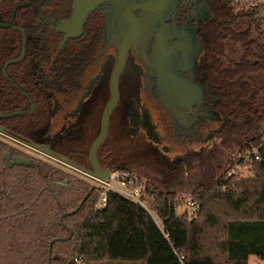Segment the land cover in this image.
<instances>
[{
  "label": "flooded vegetation",
  "instance_id": "1",
  "mask_svg": "<svg viewBox=\"0 0 264 264\" xmlns=\"http://www.w3.org/2000/svg\"><path fill=\"white\" fill-rule=\"evenodd\" d=\"M149 4L146 30L130 29ZM232 7L225 0H0V140L90 170L145 167L144 182L167 192L192 171L232 167L264 132L260 95L238 109L220 81L223 71L258 60L264 46L251 15ZM180 38L190 50L176 75L184 92L164 95L156 50L168 56ZM115 58L120 74L112 72ZM259 74L248 71L246 81L264 87Z\"/></svg>",
  "mask_w": 264,
  "mask_h": 264
},
{
  "label": "trees",
  "instance_id": "2",
  "mask_svg": "<svg viewBox=\"0 0 264 264\" xmlns=\"http://www.w3.org/2000/svg\"><path fill=\"white\" fill-rule=\"evenodd\" d=\"M257 49L258 60L223 71L220 81L238 109L260 95L264 119V87L246 81L248 71L264 72V46ZM235 76L238 82L231 80ZM263 136L241 148L251 152L249 177L226 173L198 184L189 196L201 203L196 218L178 216L174 193L144 182L162 229L140 204L113 192L96 209L98 186L0 140V264H248L250 255L264 260V148L251 151ZM210 208L226 214L223 230H208L217 225Z\"/></svg>",
  "mask_w": 264,
  "mask_h": 264
},
{
  "label": "built area",
  "instance_id": "3",
  "mask_svg": "<svg viewBox=\"0 0 264 264\" xmlns=\"http://www.w3.org/2000/svg\"><path fill=\"white\" fill-rule=\"evenodd\" d=\"M228 2L235 8L250 14L256 22L260 33L264 36V0H228ZM260 146H263L264 148V136L260 145H258L256 148H253L251 151L258 152ZM250 154V151L244 152V154L239 157L240 159L237 161L236 166L232 167L227 174L234 175L237 169H240L243 166L246 168V163L250 157ZM256 158H258V155ZM90 178L93 179L96 183V186L101 189L100 196L94 204L96 209L104 207L107 193L113 192L125 197L128 200L140 204L147 210L155 223L161 229L163 228L161 217L148 203L150 195L146 192V185L144 181L135 174L126 170H112L105 181L94 177ZM182 203H184V209L181 212L176 211L178 216H185L188 219L196 218L198 216L201 209V203L199 201L189 197ZM215 227L216 226H212V228Z\"/></svg>",
  "mask_w": 264,
  "mask_h": 264
},
{
  "label": "water",
  "instance_id": "4",
  "mask_svg": "<svg viewBox=\"0 0 264 264\" xmlns=\"http://www.w3.org/2000/svg\"><path fill=\"white\" fill-rule=\"evenodd\" d=\"M77 3H78V0H77ZM152 9H153V7L149 4L147 10L142 12L143 16L141 17V20H140L141 21L140 26L135 27V28L130 27V29L143 30V31L146 30V27L144 25H145V23H147L150 20L151 13L153 12ZM188 50H189L188 43L185 40L182 41L181 38L173 46V48H171V49L168 48V51H167L168 56L166 55L164 50H160V49L156 50V57H155L154 61H155V65H156V68H157L158 73H159L158 76L161 79V83L167 84L166 86H162L163 87L162 93L164 95H170V96L174 95V96L180 97V95L183 94L184 90H181V88H179L180 90L178 88H176V85H177L176 75H177L178 67L180 65V61H182L183 59H184L183 63L188 61V57L186 56ZM114 62H116V65H115V68L112 70V72L120 74L122 71V67L118 64V62H120V60L118 58H115ZM185 94H186V92H185ZM115 103H116V101L112 100L111 102H109V104L106 106V109L104 110L103 128H102V132L100 133L101 137L105 135V126L107 125V114L111 113V110L113 109ZM40 151H42L46 156L54 159L55 161L61 162L65 165H67L68 167L78 171V172H81V173L88 175L90 177L97 178L99 180L105 181L107 179L109 173L111 172V169H106V170L85 169V168L80 167L71 161L63 159L60 155H58L56 153H53V152L48 151V150L44 151L41 149H40ZM123 168H126V167H123ZM126 169L130 171V167L129 168L127 167ZM83 201H81L79 203V205L75 209H73L70 213L77 212L79 210V208L82 206ZM49 258H50V249H49ZM47 264H49V263H47Z\"/></svg>",
  "mask_w": 264,
  "mask_h": 264
},
{
  "label": "rangeland",
  "instance_id": "5",
  "mask_svg": "<svg viewBox=\"0 0 264 264\" xmlns=\"http://www.w3.org/2000/svg\"><path fill=\"white\" fill-rule=\"evenodd\" d=\"M259 75H260L261 79H264V76L262 74H259ZM22 151L25 155L39 158V159L44 160V161H46L52 165L60 167V163H58L57 161H55L54 159H52L46 155H42V154L37 153L31 149H22ZM242 154H244V152L241 153V155ZM235 166H236V161L232 164V167H235ZM63 167H61V168L64 169L65 171L73 174L75 177H79L80 179H83V180L89 182L90 184L96 185L95 181L93 179H91L88 175H85L81 172L75 171L69 167H65V166H63ZM232 167H229L225 171L223 170L221 172H217L215 170H213V171H192L185 176V179L180 182L181 184H179L178 183L179 181H177L172 186H169L168 187L169 191H173V193H174L173 197H174L175 201L178 202V207H176V211L181 212L184 209V203H182V201H185L187 198H189V196L191 197L192 192H194V189L198 186V184L206 183L209 180H211L212 178H216V177H219L220 175L226 174L230 171V169ZM144 169L147 170L145 167L132 166L130 168V171L133 174H135L137 177H139L140 179L145 181V179H143V177L146 178L147 175L145 176V174H143L142 170H144ZM148 170H151V169H148ZM247 170H248V166L246 165V168L243 166L240 169H237L234 176L238 177V178H243V177L247 178L250 176L249 170L248 171ZM226 175L230 176L228 174H226ZM209 213H210L209 214L210 220H212V218H214L217 225L215 228L208 226V230H210V231H221V230H223V225L227 221L226 214L223 212H220V211L211 210V208L209 210ZM248 264H264V260L259 259L255 255H250L249 259H248Z\"/></svg>",
  "mask_w": 264,
  "mask_h": 264
},
{
  "label": "crops",
  "instance_id": "6",
  "mask_svg": "<svg viewBox=\"0 0 264 264\" xmlns=\"http://www.w3.org/2000/svg\"><path fill=\"white\" fill-rule=\"evenodd\" d=\"M248 259H249V257H248ZM248 259H247V262H248Z\"/></svg>",
  "mask_w": 264,
  "mask_h": 264
}]
</instances>
